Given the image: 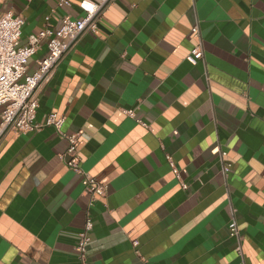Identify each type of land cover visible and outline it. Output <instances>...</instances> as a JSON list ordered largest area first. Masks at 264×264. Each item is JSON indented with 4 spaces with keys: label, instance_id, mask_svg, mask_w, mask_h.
Listing matches in <instances>:
<instances>
[{
    "label": "crops",
    "instance_id": "crops-1",
    "mask_svg": "<svg viewBox=\"0 0 264 264\" xmlns=\"http://www.w3.org/2000/svg\"><path fill=\"white\" fill-rule=\"evenodd\" d=\"M59 1L0 10L24 17L25 43L47 16L57 27L84 14L81 0ZM46 52L44 40L28 73ZM38 98L36 121L64 116L107 191L92 201L54 126L5 134L0 264H80L88 216L89 264H264V0H110Z\"/></svg>",
    "mask_w": 264,
    "mask_h": 264
},
{
    "label": "built area",
    "instance_id": "built-area-1",
    "mask_svg": "<svg viewBox=\"0 0 264 264\" xmlns=\"http://www.w3.org/2000/svg\"><path fill=\"white\" fill-rule=\"evenodd\" d=\"M110 0H81L80 8L84 14L78 18L69 15L62 17L60 24L53 27L46 17V25L38 32L30 33L25 43H22V28L25 19L21 15L0 10V105L3 106L0 122V140L8 132L26 133L39 131L45 126H54L62 138L69 141V146L62 158L67 166L82 175V184L86 192L92 196H104L107 184L101 183L96 177L86 172L80 165L78 156L80 132L67 133L63 130L65 117L57 112H50L43 122L36 121V112L39 106V90L48 83L54 75L58 65L66 53L76 44L86 31L97 32L99 19ZM59 4L71 6V0H60ZM195 36L200 37V27L195 24L192 28ZM46 41L47 52L38 60V68L28 73L29 60L41 48L42 41ZM192 53L200 54L201 46H196ZM134 115L133 110L128 111ZM226 152L221 151L224 159ZM176 176L180 178L179 170L171 155L167 156ZM231 165L224 163L223 171L227 174ZM184 188L188 186L182 182ZM230 234L240 239V230L236 220L230 223ZM93 221L88 216L84 229L79 233L76 245L80 264H89L87 247L91 241L90 232ZM240 241V240H239ZM137 247L138 240L133 241ZM238 251L242 254L241 243Z\"/></svg>",
    "mask_w": 264,
    "mask_h": 264
}]
</instances>
